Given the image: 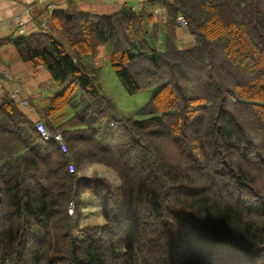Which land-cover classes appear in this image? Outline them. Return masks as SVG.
Listing matches in <instances>:
<instances>
[{
	"label": "trees",
	"instance_id": "obj_1",
	"mask_svg": "<svg viewBox=\"0 0 264 264\" xmlns=\"http://www.w3.org/2000/svg\"><path fill=\"white\" fill-rule=\"evenodd\" d=\"M180 16L193 48L178 46ZM50 21L0 46L48 70L60 92L36 109L69 154L0 83V264H264V0L70 4ZM105 46L128 94L158 87L142 119L101 92ZM85 164L120 185L81 178ZM86 195L105 224L78 238Z\"/></svg>",
	"mask_w": 264,
	"mask_h": 264
},
{
	"label": "crops",
	"instance_id": "obj_2",
	"mask_svg": "<svg viewBox=\"0 0 264 264\" xmlns=\"http://www.w3.org/2000/svg\"><path fill=\"white\" fill-rule=\"evenodd\" d=\"M148 0H53L56 9H65L70 4L79 6L84 11L97 14H115L125 5L140 9ZM39 11H45V19ZM47 18V19H46ZM49 20V22L47 21ZM50 10L43 5H39L37 0H0V42L8 37H25L37 33L51 31ZM183 35V34H182ZM179 34V47L181 49H190L194 47V38L190 35ZM102 49V48H101ZM10 76L17 81L20 87L22 99L30 101V105L24 106V111L30 116L33 123L40 120L37 111V105L34 97L42 96L41 91L49 80L51 75L48 70L33 62H25L16 48L12 45L0 46V83L8 92L12 90L9 82ZM50 78V79H49ZM49 79V80H48ZM34 98V100H32ZM100 165L85 164L84 173L81 171V178H93L100 176L96 173ZM96 168V169H95ZM97 175V176H96ZM95 205L102 207L99 201L84 197L83 207L87 208ZM102 217V215H101ZM103 220V217H102ZM100 222L99 224H101Z\"/></svg>",
	"mask_w": 264,
	"mask_h": 264
},
{
	"label": "rangeland",
	"instance_id": "obj_3",
	"mask_svg": "<svg viewBox=\"0 0 264 264\" xmlns=\"http://www.w3.org/2000/svg\"><path fill=\"white\" fill-rule=\"evenodd\" d=\"M39 12L42 15V19H45V15L47 17V14L45 11H39ZM95 14H97V13H95ZM47 21L49 22V20H47ZM51 28H52V26L48 27L47 29H51ZM179 34L190 35L193 38V36L190 33H188L185 29H183L181 27V25L179 24L178 46H179ZM194 44H195V40H194ZM109 47L110 46H105L103 48L100 47L99 48L100 54L95 59L96 66L100 68L99 75L97 78V84H98L101 92L104 95H106L113 102L114 106L116 107V109H117L118 113L121 115V117L142 119L143 117H145V115L142 114V110L146 107L148 102L155 95V93L158 90V87L157 86L151 87V88L145 89L143 91H140L139 93H136L134 95L128 94L126 92L125 88L123 87L122 83L120 82L117 74L115 73V71H114V69L110 63V60L108 58V50H109L108 48ZM49 81H51V79ZM51 86L48 85L47 90L43 89L41 91V94H42L41 97H40V93L38 94V97H34L35 102H37L36 105L38 107L39 106H45L50 98H52L53 96H55L56 94H58L60 92L57 88L52 90ZM34 98L32 100H34ZM28 104H29V101H28L27 105ZM39 121H41V120H39ZM53 134H61V133L56 132ZM62 138H63V136H62ZM92 165H94V164H92ZM97 165H99V164H97ZM85 168L86 167H84V168L82 167L80 169L82 174L84 173ZM96 173L99 174L100 176L96 175L97 177H93V178L104 177V178L108 179V181H110L113 185H116V186L120 185V181L112 169H109L108 167H106L104 165H100V166H98ZM84 197H83L82 206H81L82 217L80 219V224L78 227L73 228V231H72V233L78 238H82V234H81L82 231L81 230L84 227L92 226V225H104L105 224V220L103 217V207H96L95 205H91V207L87 206V208H84L83 207ZM92 200H94V199H92ZM74 203H75V201H74ZM75 208H76V204H75ZM101 215L103 217V220H102ZM100 222H102V223L99 224Z\"/></svg>",
	"mask_w": 264,
	"mask_h": 264
},
{
	"label": "built area",
	"instance_id": "obj_4",
	"mask_svg": "<svg viewBox=\"0 0 264 264\" xmlns=\"http://www.w3.org/2000/svg\"><path fill=\"white\" fill-rule=\"evenodd\" d=\"M37 2H38L39 5H43L44 7H47L49 9H51V10L56 9L55 3L53 2V0H37ZM178 23L181 25V27L183 29H185L188 32V23H187V21H186V19L184 17H181V16L178 17ZM7 77L9 78L8 80H9V82L11 84V87H12L11 94H12L13 98L19 100L21 106H26L28 101L27 100H22L20 98V91H19L18 83L12 77H10L8 75H7ZM36 128H37V130L39 132H41L43 134V136H44V138L46 140H55V141H57L60 144V148H61L62 152H64L65 154H69L68 145L66 144V142L62 138L61 134H53V133H51L47 129L46 125L43 122H39L36 125ZM68 169H69V171L71 173H75L77 171L76 165H75V163L73 161L69 162ZM74 211H75V203H74V201H72L70 203V206H69V212L71 214H74Z\"/></svg>",
	"mask_w": 264,
	"mask_h": 264
}]
</instances>
